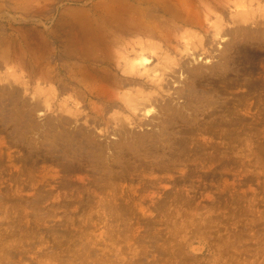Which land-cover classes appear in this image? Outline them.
Instances as JSON below:
<instances>
[{"label":"rangeland","instance_id":"obj_1","mask_svg":"<svg viewBox=\"0 0 264 264\" xmlns=\"http://www.w3.org/2000/svg\"><path fill=\"white\" fill-rule=\"evenodd\" d=\"M198 1L0 0V264H264V0Z\"/></svg>","mask_w":264,"mask_h":264},{"label":"bare ground","instance_id":"obj_2","mask_svg":"<svg viewBox=\"0 0 264 264\" xmlns=\"http://www.w3.org/2000/svg\"><path fill=\"white\" fill-rule=\"evenodd\" d=\"M148 1H149V0H148ZM161 1H162V0H161ZM168 1H169V2H172V4H173V3H175V4H182L183 1L185 2V0H174L175 2H173V0H168ZM190 1H193V2H194V1H197V2H199L198 0H190ZM165 2H166V1H165ZM186 2H187V1H186ZM201 2H202V0H201ZM208 2H209V1H208ZM144 3H145V2H144ZM189 3H190V2H189ZM211 3H212V2H211ZM141 4H142V3H141ZM160 4H161V3H160ZM194 4H195V2H194ZM196 4H197V3H196ZM152 5H153V4H152ZM152 5H151V6H152ZM155 5H156V4H155ZM183 5H184L185 7H184V6H183V7L181 6V7L184 8V9H186V7L188 6V5H185V4H183ZM189 5H191V4H189ZM192 5H193V4H192ZM192 5H191V7H192L193 9H192V10H191V9L187 10V11H188V12H186L187 14H188V13H191V11H193V10H194V11H193L192 13H195V8H196V7L194 8ZM148 6H150V5H148ZM156 6H157V5H156ZM158 6L160 7V5H158ZM195 6H196V5H195ZM135 7H136V6H135ZM200 7H201V6H200ZM148 8H149V7H148ZM156 8H158V7H156ZM136 9H137V7H136ZM166 9H167V8H166ZM124 11H125V10H124ZM143 11H144V10H143ZM156 11H157V10H156ZM158 11H159V10H158ZM183 11H184V10H183ZM185 11H186V10H185ZM147 12H149V11H147ZM147 12H146V14H148ZM129 13H130V12H129ZM150 13H152V12L150 11ZM153 14H154V13H153ZM131 15H132V14H131ZM140 15H141V14H140ZM142 15H144V13H143ZM142 15H141V16H142ZM150 15L152 16V14H148L147 17L149 18ZM158 15H159V13H157V16H158ZM171 15H172V14H171ZM189 15H190V14H189ZM191 15H192V14H191ZM198 15H199V14H198ZM128 16H129V15H128ZM151 16H150V17H151ZM161 16H162V15H160V17H161ZM130 17H131V16H130ZM135 17H136V16H135ZM145 17H146V16H145ZM153 17H154V16H152V18H153ZM160 17H159V18H160ZM164 17H165V16H164ZM168 17H169V16H168ZM192 17H193V16H192ZM132 18H133V17H132ZM142 18H143V16H142ZM148 18H146V19H148ZM162 18H163V17H162ZM123 19H124V18H123ZM140 19H141V18H140ZM154 19L156 20V14H155V18H154ZM154 19H153V20H154ZM160 19H161V18H160ZM160 19H159V21H160ZM169 19L171 20L172 18H169ZM169 19H168V20H169ZM126 20H127V19H126ZM132 20H133V19H132ZM134 20H135V19H134ZM143 20H144V19H143ZM143 20H142V21H143ZM155 20H154V21H155ZM157 20H158V19H157ZM161 20H162V19H161ZM163 20H164V21H163L164 23H167V22H168L167 20H166L167 22H165V19H163ZM188 20H189V19H188ZM188 20H187V21H188ZM127 21H128V20H127ZM144 21H145V20H144ZM144 21L142 22V23H143V24H142V25H143V28H144V24L148 23V20H147V22L145 21L146 23H145ZM149 21H150V18H149ZM191 21H192V20H191ZM134 22H135V21H134ZM150 22H151V21H150ZM152 22H153V21H152ZM174 22H175V20H174ZM153 23H155V22H153ZM153 23H152V24H153ZM161 23H162V22H161ZM161 23L159 22L160 25H161ZM159 24H158V22H156V24H153V25H158V27H159ZM168 24H169V23H168ZM148 25H149V24H148ZM148 25H146V27H147ZM150 25H151V24H150ZM153 25H151V26H153ZM164 25H165V24H162L163 27L166 26V25H165V26H164ZM162 26H160V28H159V30H161V31L163 30V29L161 28ZM129 27H131V26H129ZM134 27H136V28H137V27H141V25H140V26H139V25H138V26L135 25ZM107 28H108V27H107ZM132 28H133V25H132ZM141 28H142V27H141ZM141 28H140L139 30H141ZM143 28H142V29H143ZM148 28H149V29H148L147 31L151 34V32H153V31H151V27H148ZM152 28H153V27H152ZM156 28H157V27L154 26L153 29H155V31H156ZM115 29H116V28H115ZM125 29H126V28H125ZM146 29H147V28H146ZM146 29H145V30H146ZM126 30H129V29L127 28ZM145 30H144V31H145ZM149 30H150V31H149ZM167 30H168V29H167ZM169 30H170V29H169ZM137 31H138V29H137ZM144 31H143V33H144ZM155 31H154V32H155ZM157 31H158V30H157ZM157 31H156V32H157ZM164 31H165V30H164ZM164 31H163V32H164ZM173 31H174V30H173ZM145 32H146V31H145ZM154 32H153V33H154ZM159 32H160V31H159ZM163 32H162V33H163ZM171 32H172V30H171ZM146 33H147V32H146ZM160 33H161V32H160ZM160 33H158V34H160ZM162 33H161L159 36H161ZM137 34H138V33H137ZM163 34H164V33H163ZM165 35H166V34H165ZM142 36H143V34H142ZM163 36H164V35H163ZM110 37H111V36H110ZM161 37H162V36H161ZM113 38H114V37H113ZM125 39H126V38H125ZM146 40H147V39H146ZM146 40H144V41L146 42ZM104 41H105V40H104ZM111 41H112V40H111ZM140 41H141V40H139V42H138V40H137V43L139 44ZM142 41H143V40H142ZM142 41H141V42H142ZM150 41H151V40H150ZM121 42H122V41H121ZM100 43H101V42H100ZM135 43H136V42H135ZM130 44H131V42H130ZM138 44H137V45H138ZM142 44H143V42H142ZM100 45H101V44H100ZM111 45H112V44H111ZM113 45H114V42H113ZM126 45H127V43H125V46H126ZM132 45H133V44H132ZM134 45H135V44H134ZM145 45H147V42H146V44L144 43V46H145ZM151 45H153V44H151ZM151 45H148V48H151V47H149V46H151ZM118 46H119V45H118ZM125 46H124V48H125ZM138 46H141V45H138ZM144 46H143V47H144ZM111 47H112V46H111ZM128 47H130L129 44H128ZM132 47L134 48V46H132ZM143 47L141 46V49H145L147 46H146L145 48H143ZM95 48H96V47H95ZM101 48H102V47H101ZM130 48H131V47H130ZM133 48H131V49L133 50ZM126 49H127V48H126ZM131 49H130V50H131ZM146 49H147V48H146ZM146 49H145V50H146ZM130 50H129V51H130ZM132 50L130 51V53L132 52ZM136 50H137V48L133 50V53H135L134 57H132L133 59L131 58V56H130L131 59H129V57H127V58H125V59L123 60V63H121V61H116V58H114V57H110V58L108 57V58H100V59H98L97 61H98L99 63H97V64H95V65H97V66H102V65H103V66H104V64H105V68H106V65H110V67H109L108 69H110V70H111V69H115V70L118 69L119 71L122 70V71L125 72V73H130L129 75H131L130 77L133 76L132 78H134L135 76H137V75H139V74L142 75V74H144V73L146 74L144 77H146V78H150L149 81H153L152 78L155 79V77L159 78L160 74H162V73H161L162 71H161V72L157 71V67H158V65H157L156 68H147L148 63H149V62H152V60L150 59V56H151V55H150V54H149L150 56L147 55L148 53H151V52H150L151 49H150V51L147 49L149 52L147 51L148 53H146V54L144 53L145 50H143L144 52H141V50H139V49H138L137 51H136ZM134 51H135V52H134ZM139 51H140L141 53H140ZM137 52H138V53H137ZM123 53H124V52H123ZM125 53H127V51H126ZM136 53H137V54H136ZM93 54H94V53H93ZM128 54H129V53H128ZM126 55H127V54H126ZM99 56H100V55H99ZM120 56H121V55H120ZM124 56H125V55H123V58H124ZM93 57H94V56H93ZM95 57H96V56H95ZM101 57H102V56H101ZM106 57H107V56H106ZM121 57H122V56H121ZM121 57H120V58H121ZM90 58H91V57H90ZM98 58H99V57H98ZM113 58H114L115 60H113ZM87 59H88V58H87ZM91 59H93V58H91ZM91 59H88V60L90 61ZM88 60H87V61H88ZM93 60H94V59H93ZM119 60H120V59H119ZM89 61H88V62H89ZM92 62H93V61H91L90 64H92ZM87 66H88V65H87ZM92 66H93V65H92ZM92 66H91V67H92ZM93 67H94V66H93ZM99 68H100V67H99ZM103 68H104V67H103ZM92 69H93V68H92ZM94 69H95V68H94ZM96 69H97V68H96ZM100 69H101V68H100ZM102 70H103V69H102ZM93 71H94V70H93ZM108 71H109V70H108ZM109 72L114 73L112 70L109 71ZM143 72H144V73H143ZM103 73H104V72H103ZM103 73H100V74H102L103 76H99V75H100V74H99V75L97 76V78H95V80L98 81L97 84L99 83V81H100L101 79H102V80H108V79H110V78H109L110 75H109L108 73H105V75H104ZM94 74H95V73H94ZM96 74H97V73H96ZM114 74H115V73H114ZM114 74H113V75H114ZM108 75H109V76H108ZM111 75H112V74H111ZM113 75H112V76H113ZM140 75H139V76H140ZM114 76H115V75H114ZM149 76H150V77H149ZM88 77H90V76H88ZM91 77H92V76H91ZM91 77H90V78H91ZM86 78H87V76H86ZM86 78H85V79H86ZM92 78H93V77H92ZM137 78H138V77H137ZM87 79H88V78H87ZM138 79H139V78H138ZM90 80H91V79H90ZM139 80L141 81V79H139ZM142 80H143V78H142ZM145 81H146V80H145ZM107 82H109V81H107ZM107 82H106V83H107ZM110 82H111V80H110ZM143 82H144V81H142V83H143ZM118 84H119V83H118ZM84 85H85V84H84ZM94 85H95V84H94ZM97 87L99 88L100 91L102 90L103 92H104V89H108V87L105 86V85L102 84V83H99V85H97L96 88H97ZM96 90H98V89H96ZM108 90H109V89H108ZM88 91H89V90H87V92H88ZM106 91H107V90H106ZM114 92H115V91H114ZM96 93L99 94L98 92H96ZM110 93L112 94V92H110ZM110 93H109V94H110ZM100 94H101V93H100ZM100 94H99V95H100ZM102 94H106V92H105V93H102ZM102 94H101V95H102ZM107 94H108V93H107ZM107 94H106V95H107ZM93 95H94V94H93ZM95 96H97V95H95ZM108 96L110 97V95H108ZM111 96H112V95H111ZM100 97H101V96H100ZM112 97H114V96H112ZM146 99H147V98H146ZM123 101H124V103H125V106H127V107L135 108V107H137V105H138V102H137L136 98L133 97L132 95H125Z\"/></svg>","mask_w":264,"mask_h":264}]
</instances>
